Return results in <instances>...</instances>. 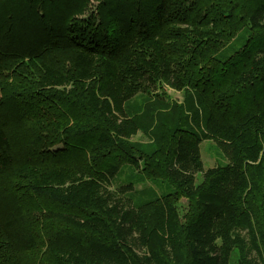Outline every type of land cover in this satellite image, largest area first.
Wrapping results in <instances>:
<instances>
[{
  "label": "trees",
  "instance_id": "obj_1",
  "mask_svg": "<svg viewBox=\"0 0 264 264\" xmlns=\"http://www.w3.org/2000/svg\"><path fill=\"white\" fill-rule=\"evenodd\" d=\"M0 264H264V0H0Z\"/></svg>",
  "mask_w": 264,
  "mask_h": 264
},
{
  "label": "rangeland",
  "instance_id": "obj_2",
  "mask_svg": "<svg viewBox=\"0 0 264 264\" xmlns=\"http://www.w3.org/2000/svg\"><path fill=\"white\" fill-rule=\"evenodd\" d=\"M152 94L153 96H155V98H160L163 101H172V100L179 101L183 97V94L180 91L175 90L170 85L163 82H161L159 86L153 90ZM182 133L190 137H193L185 132ZM201 146H202L203 159L206 162L205 169L209 166L210 167L216 166V161H215L216 158L214 157V155H217L218 157L216 150L208 149V141L201 142ZM198 177L199 175L197 173L188 174V178L192 184L199 179ZM151 183L153 185V188L158 194L168 195L169 198H171L179 205H181L183 209L185 207V210L187 211L188 204L185 196H183L181 193L174 194V189L165 182L158 181ZM135 246L140 250V247L137 244H135Z\"/></svg>",
  "mask_w": 264,
  "mask_h": 264
}]
</instances>
